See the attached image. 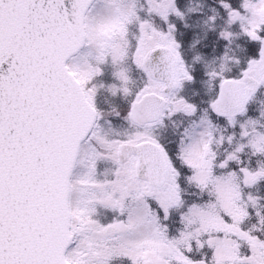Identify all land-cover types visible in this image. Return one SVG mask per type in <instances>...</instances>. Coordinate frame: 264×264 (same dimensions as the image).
Listing matches in <instances>:
<instances>
[{
	"label": "snow or ice",
	"instance_id": "obj_1",
	"mask_svg": "<svg viewBox=\"0 0 264 264\" xmlns=\"http://www.w3.org/2000/svg\"><path fill=\"white\" fill-rule=\"evenodd\" d=\"M0 264H264V0H0Z\"/></svg>",
	"mask_w": 264,
	"mask_h": 264
}]
</instances>
